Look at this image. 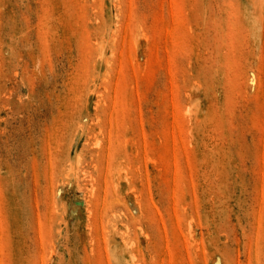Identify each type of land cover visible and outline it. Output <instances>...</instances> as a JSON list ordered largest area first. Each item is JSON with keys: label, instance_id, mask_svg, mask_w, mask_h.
<instances>
[{"label": "rangeland", "instance_id": "1", "mask_svg": "<svg viewBox=\"0 0 264 264\" xmlns=\"http://www.w3.org/2000/svg\"><path fill=\"white\" fill-rule=\"evenodd\" d=\"M0 264H264V0H0Z\"/></svg>", "mask_w": 264, "mask_h": 264}]
</instances>
